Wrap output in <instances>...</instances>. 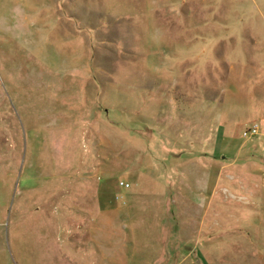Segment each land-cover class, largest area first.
Instances as JSON below:
<instances>
[{"label": "rangeland", "instance_id": "1", "mask_svg": "<svg viewBox=\"0 0 264 264\" xmlns=\"http://www.w3.org/2000/svg\"><path fill=\"white\" fill-rule=\"evenodd\" d=\"M261 111L264 0H0V264H264Z\"/></svg>", "mask_w": 264, "mask_h": 264}, {"label": "crops", "instance_id": "2", "mask_svg": "<svg viewBox=\"0 0 264 264\" xmlns=\"http://www.w3.org/2000/svg\"><path fill=\"white\" fill-rule=\"evenodd\" d=\"M181 26V25H180ZM179 26V27H180ZM180 29H181V27H180ZM226 97V96H225ZM262 112V113H261ZM260 113H259V118L261 119L260 120V123H261V126H262V132H263V134H264V112L263 111H261ZM257 125V124H256ZM261 129V128H260ZM257 132V131H256ZM207 154H208V156H207ZM202 156H204V157H208L207 159H208V161H210V162H208L209 163V166L207 167L208 168V171H209V174H212V173H214L215 174V172H216V174L218 173V174H222V170L224 169V168H220V172H218L217 171V169H218V167H217V164H216V158H217V156L215 155V152H211V153H206V152H204L203 153V155ZM202 156L201 157H199V159H202ZM206 158H203V160H205ZM215 162V163H214ZM216 164V165H215ZM226 166H231L230 164H227ZM215 167V168H214ZM228 173V174H227ZM226 174L228 175V177H230V178H232V179H234L235 178V176H232V171H229V172H226ZM229 178V179H230ZM208 181H209V179H208ZM239 185V184H238ZM182 188L184 189V187L182 186ZM179 189H181L180 187H177L176 188V190H179ZM206 189H207V184H205L204 185V189H201L203 192H205L206 191ZM238 198L240 197V196H237ZM209 198L208 197H206V199H205V201H204V203H203V206H200L199 208H202L203 209V216H206L208 213L211 215V213H212V210H211V203L209 202V201H207ZM201 211V210H200ZM198 212H199V210H198ZM213 214H214V210H213ZM152 237L154 238V239H157V238H159L158 239V241H160V243H162V238H160V237H158V235H157V233L154 235V236H152V234L151 233H147V237L145 238V239H147V240H151L152 239ZM154 245H155V243H154ZM156 245H157V243H156ZM165 246V245H164ZM164 246H162L161 245V247H164ZM146 248H148V249H150V250H152V246H151V244H149V246H146ZM165 248V247H164Z\"/></svg>", "mask_w": 264, "mask_h": 264}, {"label": "built area", "instance_id": "3", "mask_svg": "<svg viewBox=\"0 0 264 264\" xmlns=\"http://www.w3.org/2000/svg\"><path fill=\"white\" fill-rule=\"evenodd\" d=\"M256 133V126L252 125L248 129L242 131V136H247V135H254ZM119 185L127 186L126 183L119 182Z\"/></svg>", "mask_w": 264, "mask_h": 264}]
</instances>
